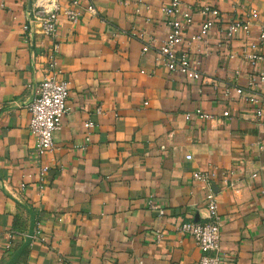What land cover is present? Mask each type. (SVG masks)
Listing matches in <instances>:
<instances>
[{
	"label": "crops",
	"instance_id": "0c3cea01",
	"mask_svg": "<svg viewBox=\"0 0 264 264\" xmlns=\"http://www.w3.org/2000/svg\"><path fill=\"white\" fill-rule=\"evenodd\" d=\"M57 1H76L79 17L59 21L68 112L40 187L28 103L51 41L39 34L29 0H0V264H199L201 252L175 227L211 216L206 189L192 177L208 170L216 173L221 264H264V119L252 120L234 91L222 95L234 71L247 70L240 41L219 39L226 23L200 44L208 53L202 79L190 81L154 61L168 0ZM207 2L228 18L240 0ZM90 4L95 13L85 10ZM253 4L264 19V0ZM200 20L195 15L188 35ZM141 35L153 40L144 54ZM150 199L163 216L148 208Z\"/></svg>",
	"mask_w": 264,
	"mask_h": 264
},
{
	"label": "built area",
	"instance_id": "2783aa9c",
	"mask_svg": "<svg viewBox=\"0 0 264 264\" xmlns=\"http://www.w3.org/2000/svg\"><path fill=\"white\" fill-rule=\"evenodd\" d=\"M253 1L240 0V3L233 5V10L227 18L214 2L191 0L187 3L183 0H168L167 5L161 9L165 18L166 33L159 47L154 50V61L162 65L171 75L177 74L190 81H200L201 66L208 55L207 51L200 49V44L206 42L212 30L219 28L220 24L225 22L226 26L220 29L219 39L224 42L240 41L239 59L245 64L247 70L245 72L235 70L232 80L225 83L222 95L229 99L231 92L234 91L236 96L244 97L250 107L252 120L260 124L264 119V70H258V68L264 67V19L260 18L259 10L254 6ZM77 8L76 1H71L68 5H61L57 0L31 2L30 14L39 26V34L51 41L45 50L42 80L28 103L30 113L28 130L33 138L31 154L35 165L39 168L40 187L49 171L44 158L52 152L54 134L60 129L62 119L68 112L69 81L62 77L58 64L59 21L63 18L76 23L79 17ZM85 10L90 13L96 12L91 4ZM195 15L201 18L199 28L188 35L189 29L194 24ZM24 30L23 42L29 44L32 34L28 26ZM141 36V53L144 54L153 48V40L144 35ZM241 78L246 81L245 87L237 85V81ZM214 89L216 90L217 86ZM96 112L99 113L100 109L98 108ZM194 115L202 120L213 118L201 112L200 109H196ZM222 116H229L228 111H224ZM190 117L191 114L185 115L186 120H190ZM92 126L90 121L83 125L86 130ZM258 149L262 150L263 145L259 144ZM190 159L191 156L187 155L186 160ZM192 177L206 189L205 202L211 216L206 221L189 220L179 223L175 227V232L192 239L195 247L201 252L199 264H221L220 224L215 215L217 210V192L214 190L216 173L208 170L194 173ZM259 193L264 199V188ZM147 205L158 216L164 215L163 209L152 199L147 202ZM161 238L162 233L157 231L155 243H159ZM138 264L144 263L138 261Z\"/></svg>",
	"mask_w": 264,
	"mask_h": 264
},
{
	"label": "water",
	"instance_id": "95a60500",
	"mask_svg": "<svg viewBox=\"0 0 264 264\" xmlns=\"http://www.w3.org/2000/svg\"><path fill=\"white\" fill-rule=\"evenodd\" d=\"M31 2H32V0H29V8L31 9Z\"/></svg>",
	"mask_w": 264,
	"mask_h": 264
}]
</instances>
